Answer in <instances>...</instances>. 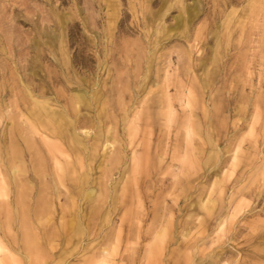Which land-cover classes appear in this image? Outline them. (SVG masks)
<instances>
[{
	"label": "rangeland",
	"instance_id": "1",
	"mask_svg": "<svg viewBox=\"0 0 264 264\" xmlns=\"http://www.w3.org/2000/svg\"><path fill=\"white\" fill-rule=\"evenodd\" d=\"M0 264H264V0H0Z\"/></svg>",
	"mask_w": 264,
	"mask_h": 264
}]
</instances>
